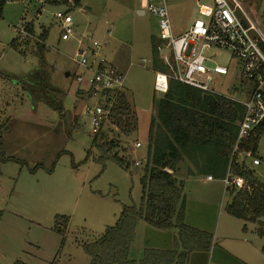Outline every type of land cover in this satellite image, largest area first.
<instances>
[{
  "label": "rangeland",
  "instance_id": "1",
  "mask_svg": "<svg viewBox=\"0 0 264 264\" xmlns=\"http://www.w3.org/2000/svg\"><path fill=\"white\" fill-rule=\"evenodd\" d=\"M165 1L174 34L184 32L201 18L199 4L209 3ZM239 1L264 35V0ZM138 6V0H80L70 11L75 35H92L102 44L106 60L125 73L122 94L128 103L119 118L123 128L114 121H105L96 138L97 142L119 139L118 155L130 161L129 170H124L108 158L99 160L98 149L91 145L94 131L84 108L94 100L80 93L82 87L75 80L79 69L70 57L77 44L74 38L59 39L60 25L52 17L63 8L44 4L36 18L40 7L36 0H8L3 5L0 123L7 127L0 139V157L14 160L0 158V264H13L15 260L26 264H87L84 244L114 225L123 205L140 204L139 179L146 155L147 128L156 112L155 102L161 97L153 91V47L159 49L162 44L157 18L150 13L139 15ZM237 15L248 26L243 12L239 10ZM28 22L32 33L18 37ZM43 30L47 31L44 42L40 38ZM17 38L26 41L11 46ZM163 54L169 58L166 49ZM205 55L211 59L208 66L218 64L229 71L227 75H214L210 87L218 94L243 98L238 60L220 49H209ZM51 87L66 93L64 105L70 117L63 118L48 107L44 95ZM136 141L141 146L133 151ZM256 153L260 164L253 165L247 158L246 165L264 182V129ZM185 163L186 160L178 165L176 176L182 183L187 221L212 236L210 246L190 252L186 264H209L211 259L223 257V236H231L227 242L233 246L243 248L254 243L249 230L255 224L247 223L246 233L244 222L224 210L231 189H224L221 179L205 183V174L187 173ZM62 217L67 222L59 232L55 226ZM167 231L137 219L129 257L138 260L143 249L155 245L172 247L167 242ZM172 232L177 235V231ZM260 252L262 256V246Z\"/></svg>",
  "mask_w": 264,
  "mask_h": 264
},
{
  "label": "trees",
  "instance_id": "2",
  "mask_svg": "<svg viewBox=\"0 0 264 264\" xmlns=\"http://www.w3.org/2000/svg\"><path fill=\"white\" fill-rule=\"evenodd\" d=\"M6 1L0 0V17ZM79 2L75 0L76 6ZM26 30L32 33V26L27 25ZM46 35L47 31H42L41 41ZM25 41L17 38L10 44L16 47ZM153 55L154 71L166 72L165 63L158 58L157 46L153 47ZM65 96L63 90L52 87L46 89L44 95L48 107L63 118L70 117L64 105ZM126 103L122 94L106 121H114L122 129L119 118L123 115ZM154 106L156 112L148 123L146 155L139 179L140 204L123 205L114 225L106 227L94 241L84 244L87 264H186L190 252L210 246V233L184 222L182 183L176 176L178 165L184 160L190 165L187 168L189 174L198 172L222 179L229 170L231 174L242 177L244 187L229 191L230 201L224 210L244 223L255 224L257 234L264 237V182L257 179L246 163H238V156L231 158L243 106L224 95L199 90L174 80L168 81L167 91L156 100ZM6 127L0 123V139ZM263 129L264 122L256 130L255 136H249L239 146V151L249 150L256 156L259 135ZM98 135L99 131L94 132L91 145L98 149L99 160L108 158L124 170H129V157L119 156L117 152L119 139L112 137L97 142ZM123 149H126L125 146ZM0 158L14 160L2 155ZM62 218L55 226L59 232H63L67 222L66 218ZM137 219H143L155 229H176L172 247L145 248L139 260L130 258L129 250ZM13 264L26 263L15 260Z\"/></svg>",
  "mask_w": 264,
  "mask_h": 264
},
{
  "label": "built area",
  "instance_id": "3",
  "mask_svg": "<svg viewBox=\"0 0 264 264\" xmlns=\"http://www.w3.org/2000/svg\"><path fill=\"white\" fill-rule=\"evenodd\" d=\"M40 7L34 17L40 15L39 9L44 4L63 8L52 14L60 25L59 39L76 41V49L70 59L77 65L75 80L94 102L84 108L90 117L93 131L96 132L115 109L125 86V73L106 60L101 53V43L88 34L76 36L73 30L70 11L76 7L75 0H36ZM138 9L154 15L158 20L159 40L162 47L158 49L160 59L167 67L166 72L154 71L153 91L162 96L168 88V81L191 86L193 88L215 92L210 83L214 75H227L228 68L213 64L205 55L209 49L228 51L238 60L239 77L243 98L229 97L243 106V114L238 121V131L232 149L231 158L238 156V163H246L249 158L253 165H259L260 159L249 150L239 151V146L249 136H255L256 130L264 122V35L243 9L239 0H209L201 3L198 13L201 18L195 19L188 28L174 34L169 11L165 0H138ZM242 11L248 26L239 19L237 12ZM32 20V19H30ZM29 22L21 27L18 37L30 36L26 30ZM254 30L253 34L250 32ZM163 49L169 53L163 54ZM148 63L149 59L146 60ZM141 146L139 141L132 144L133 151ZM135 165L139 164L135 160ZM207 180H213L210 175ZM224 189H242L244 179L227 170L221 179Z\"/></svg>",
  "mask_w": 264,
  "mask_h": 264
},
{
  "label": "crops",
  "instance_id": "4",
  "mask_svg": "<svg viewBox=\"0 0 264 264\" xmlns=\"http://www.w3.org/2000/svg\"><path fill=\"white\" fill-rule=\"evenodd\" d=\"M77 34H79V33H77ZM77 34H76V36H77ZM44 41H45V39H44ZM44 41L42 40V42H44ZM256 157H258L260 159V157L257 155V153H256ZM246 164H247V162H246ZM184 165H186L187 168L190 166L189 164H187V162ZM205 176H207V175L205 174ZM214 179L215 178H213V180H207L205 177L203 180L205 183H210V182H213ZM184 221L187 225L191 224L187 221V210H186V208L184 211ZM190 226H192V225H190ZM243 227H245L244 230L247 233L248 232L247 223H244ZM194 228H196V227H194ZM173 230L176 231V229H171L168 231L167 230H160V231H167L168 232L167 235H169V238H167V242L171 243V246L173 245V238L176 236V235H173V232H172ZM169 231L172 232V234ZM249 235L252 237L254 243L249 242L250 244L246 245L243 248L239 247V246H233L232 243L227 242V241H229V239H231V236H225V237L223 236V238L226 240V241L224 240L225 242L223 243L222 246H220V253L223 255V257L219 256L214 260L211 259L209 261V264H264V252H262L263 253L262 256H261V252H260L261 246L264 249V237L259 236L257 234L256 225L252 229L249 230ZM243 240L245 241V239H243ZM152 248L170 249L171 247L169 248V244H168L167 246L155 245V247H152Z\"/></svg>",
  "mask_w": 264,
  "mask_h": 264
},
{
  "label": "water",
  "instance_id": "5",
  "mask_svg": "<svg viewBox=\"0 0 264 264\" xmlns=\"http://www.w3.org/2000/svg\"><path fill=\"white\" fill-rule=\"evenodd\" d=\"M137 13H138L139 15H142V14H143V12H142L141 10H139V9L137 10ZM67 74H68V73H67ZM67 74H66V75H67Z\"/></svg>",
  "mask_w": 264,
  "mask_h": 264
}]
</instances>
